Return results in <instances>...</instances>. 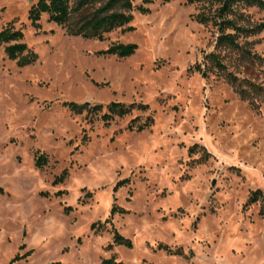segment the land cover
Here are the masks:
<instances>
[{
	"label": "rangeland",
	"instance_id": "1",
	"mask_svg": "<svg viewBox=\"0 0 264 264\" xmlns=\"http://www.w3.org/2000/svg\"><path fill=\"white\" fill-rule=\"evenodd\" d=\"M32 2L0 0V29H20L37 55L18 66L0 45V264H264V214L248 201L264 195V95L251 86L264 89V30L238 37L246 53L217 48L216 27L192 17L215 5L148 0L130 30L97 40L45 14L35 29ZM240 11L238 25L264 20L262 8ZM114 42L136 48L96 53ZM111 101L144 107L103 123L104 109L63 104ZM133 117L152 122L136 131ZM112 227L130 247L112 242Z\"/></svg>",
	"mask_w": 264,
	"mask_h": 264
},
{
	"label": "trees",
	"instance_id": "2",
	"mask_svg": "<svg viewBox=\"0 0 264 264\" xmlns=\"http://www.w3.org/2000/svg\"><path fill=\"white\" fill-rule=\"evenodd\" d=\"M147 1L148 0H141L140 4L134 6L132 3L133 0H33L27 9V18L30 24L37 29L39 28V19L41 15L45 14L48 22L62 27L68 35L102 40L104 34L113 29L121 28L122 30H130L131 26H126V24L132 19V12L134 10L139 13L148 12V8L144 5ZM159 1L167 2L169 0ZM185 2L205 3L206 7L207 5H215L214 10H200L192 17L198 23L206 24L210 22L216 27L218 34L215 45L217 48L226 47L246 53L239 44L238 37L241 35L250 36L264 30V20L250 27L237 24V18H246L240 9L250 6L264 9V0H185ZM22 37V31L13 28L10 24L0 29V45L3 46V53L7 59L14 60L18 66L29 65L37 58L36 53L28 48L22 41ZM135 48L136 45L134 43L122 44L114 42L96 53L125 57L132 54ZM204 58L210 62L217 71H225L224 64L221 62L220 56L216 52L208 53ZM227 79L241 97L247 98L248 91L245 90L243 81H238L237 78L231 76V74H227ZM251 86L259 95H264L263 88L259 86L254 87L253 84ZM63 104L73 113H89L91 111L96 112L104 109V112L99 115V119L103 123H108L113 117H122L128 114L134 107H138L139 109L144 107L142 104H125L116 101L90 106L88 103L64 102ZM151 122L152 119L150 117H146L142 121L139 117H133L129 120L128 127L134 128L136 131H141L148 127ZM189 149L193 150L195 148L190 147ZM202 153L207 156L206 152L203 151ZM40 163V158H37L35 160V165H39ZM119 183L120 182H117L113 189H115L116 185ZM248 201L251 203L260 201V214H264V195L259 189L252 192ZM115 210L121 211L120 208L113 204L109 209V215H112ZM105 221H108V219ZM111 232L112 242L114 244H121L126 247L131 246L130 240L119 234L113 227L111 228ZM158 246L165 250L167 249L166 245L159 244ZM177 253L181 254L179 250ZM14 258L15 257H13L11 261ZM100 263L123 264L119 261H115L112 256L102 259Z\"/></svg>",
	"mask_w": 264,
	"mask_h": 264
}]
</instances>
